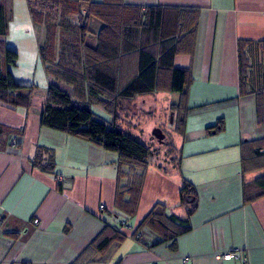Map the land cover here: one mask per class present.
<instances>
[{"label": "crops", "instance_id": "1", "mask_svg": "<svg viewBox=\"0 0 264 264\" xmlns=\"http://www.w3.org/2000/svg\"><path fill=\"white\" fill-rule=\"evenodd\" d=\"M37 1L0 0L8 17L7 33L0 41L17 53L15 65L9 67L15 82L44 94L49 79L39 48L45 45L47 31L29 12V3ZM123 2L160 6L170 13L194 12L191 53L177 57V64L189 68L191 77L185 100L188 138L172 134L182 156L179 168L164 171L151 163L144 170L122 169L127 177L119 182L116 153L42 126L37 108L0 105V124L23 129L12 134L17 145L0 147V216L4 217L0 264H240L215 258L235 250L245 253L247 264H264V195L248 203L243 200L244 185L264 175V168L243 171L240 163L241 145L264 139V123L256 121L251 82L246 81L248 89L240 91L237 48L239 42H264V0ZM61 32L67 31L58 30L60 38ZM241 52L246 55V48ZM153 95L168 108L180 98L169 92ZM215 125L220 126L217 131ZM38 144L48 147L42 156L53 161V174L33 165ZM134 174L142 175V183L135 213L129 217L116 209L115 197L122 193L127 203L128 176L132 179ZM183 180L194 185L198 204L175 251L166 243L158 244L161 238L148 229L132 236L157 203L184 217L178 206ZM118 218L127 226L119 227ZM105 225L125 238L102 257L94 244Z\"/></svg>", "mask_w": 264, "mask_h": 264}, {"label": "trees", "instance_id": "2", "mask_svg": "<svg viewBox=\"0 0 264 264\" xmlns=\"http://www.w3.org/2000/svg\"><path fill=\"white\" fill-rule=\"evenodd\" d=\"M29 12L33 21L41 23L47 31L45 45L39 48V57L49 82L44 94L36 93L35 87L15 82L9 67L15 65L17 53L0 41V105L8 109L37 108L42 126L116 153L117 167L121 169L118 181L127 177L122 169L128 172L144 170L152 163L150 157L153 154L150 145L120 126L117 115L120 101L159 92L179 94L178 102L170 106L173 110L171 113L177 111L174 134L187 140L184 128L187 112L185 100L191 77L189 68L177 64V57L191 53L194 12L180 9L170 13L160 6L138 7L127 5L123 0H38L33 5L29 3ZM94 20L95 27L91 30L90 24ZM7 27V13L0 2V36L7 33ZM58 30H68L73 40L58 37ZM237 48L240 91L244 92L243 83L251 82V90L256 95V121L264 123V42H239ZM242 48H246L249 55V63L245 67ZM130 54L132 58L129 60ZM63 86L69 87L70 92ZM90 104L103 107L107 122L94 118ZM218 128L220 126L215 125L216 131ZM16 130L20 134L23 132L22 128ZM16 130L0 124V147L5 144L9 146L12 141L13 145L18 144L12 135ZM166 147L168 167L158 165L159 168L164 171L179 168L182 156L173 136ZM47 150L48 147L38 144L32 163L41 171L53 174V161L43 160L42 155ZM240 163L243 171L263 169L264 139L242 144ZM141 183V174H134L132 179L128 176L127 191H130V197L124 203L122 193H117L115 207L118 211L129 217L134 215ZM122 188H126V185L120 186L119 190ZM262 195L264 175L243 187L245 203ZM197 204L194 185L183 180L178 206L184 209V217L176 216L157 203L132 236L142 229H148L161 238L158 244L166 243L174 252L177 238L189 230V220ZM3 219L0 216V223ZM123 222L124 225L119 221V227L127 226ZM124 238L123 233L105 225L95 239L94 250L105 257L113 243ZM242 254L245 255L243 251Z\"/></svg>", "mask_w": 264, "mask_h": 264}, {"label": "rangeland", "instance_id": "3", "mask_svg": "<svg viewBox=\"0 0 264 264\" xmlns=\"http://www.w3.org/2000/svg\"><path fill=\"white\" fill-rule=\"evenodd\" d=\"M91 1L99 2L101 0ZM94 23L95 20L92 24H90V27H92L91 30H93V27H95ZM67 32H61L60 36L65 40H73V36L71 35V33ZM242 56L243 66L245 67L246 64L249 63V55H245L243 52ZM131 58L132 55L130 54L128 59L130 60ZM63 88L70 92L69 87L63 86ZM242 88L246 90L248 89V85L246 83H243ZM171 95L173 97L172 102L176 101V95ZM150 96H137L136 98L130 101H120L118 103L117 111L118 120H120V126L123 130L132 133V135L136 136L142 142L147 145H150L151 151L153 153L152 157H150V162L160 166H165L168 163V155H166V146H169L170 138L172 134L175 133V123L177 121V116L175 112L177 111L175 110V112L171 113V111H173L171 110V107L168 108L167 105L165 107L162 106V104H160V101L155 98L154 95ZM89 106L94 118L107 122L108 117L102 106L98 104H90ZM0 117L3 116L0 115ZM154 128H159L161 133L164 134V139L162 140V142H158L157 139L151 134V131ZM119 219L120 218L115 219V222H119Z\"/></svg>", "mask_w": 264, "mask_h": 264}, {"label": "built area", "instance_id": "4", "mask_svg": "<svg viewBox=\"0 0 264 264\" xmlns=\"http://www.w3.org/2000/svg\"><path fill=\"white\" fill-rule=\"evenodd\" d=\"M11 144L13 145L14 141H12ZM58 178L60 179V177ZM100 209H103L102 205H100ZM37 222L38 221L36 219L33 221L34 224H37ZM120 224L124 225V222L121 221ZM215 258L218 260H225V261L235 259V260H238L240 264H247V258L245 255L242 254V251L240 250H235V251H230V252H225V253H218L217 255H215Z\"/></svg>", "mask_w": 264, "mask_h": 264}, {"label": "water", "instance_id": "5", "mask_svg": "<svg viewBox=\"0 0 264 264\" xmlns=\"http://www.w3.org/2000/svg\"><path fill=\"white\" fill-rule=\"evenodd\" d=\"M151 134L157 139L158 142H162L164 139V134L161 133L159 128H154L151 131Z\"/></svg>", "mask_w": 264, "mask_h": 264}]
</instances>
